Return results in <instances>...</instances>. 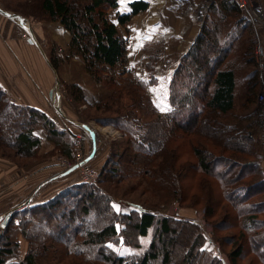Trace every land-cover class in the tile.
<instances>
[{
    "label": "trees",
    "instance_id": "1",
    "mask_svg": "<svg viewBox=\"0 0 264 264\" xmlns=\"http://www.w3.org/2000/svg\"><path fill=\"white\" fill-rule=\"evenodd\" d=\"M118 1L38 0V6L47 20L60 21L71 35V52L81 54L87 69L97 76V70L104 67L112 70L123 66L127 72L126 41L119 35L115 23L106 17V10L115 8ZM216 3L215 12L212 13V9L209 11L213 16H219L218 21L229 13L237 15L240 12L229 0H216ZM21 7L28 9V6L15 3L10 10L17 13L15 11H20ZM147 7L146 0L129 2L128 11L117 13L118 23L125 25ZM17 14L24 15L19 12ZM77 15H82L86 23H82ZM242 18L249 26L245 17ZM214 20L207 22L205 18L194 41L173 72L172 89H175V77L181 75L180 80H185L181 90L175 89L172 100L176 108L188 106L183 118L175 120L168 115L164 119L157 113L153 119L142 124L143 128L137 126L133 129L119 121L124 118L117 116V120L119 119L120 128L128 135V142L134 146L133 152H130L132 159H138L142 155L146 157L147 166H151L156 155L163 150L168 153L165 163H156L147 173L148 186L154 181L153 188L165 190L170 194L168 201H177L182 208L197 210L193 205L202 202L203 218L206 224L212 226L222 248L224 242L234 245L227 252L228 263L222 257L212 255L205 247V228L196 219L154 213L142 209L144 206L140 203H134L140 208L138 210L117 212L111 204L110 196L101 188L104 187L101 181L98 184L82 181L60 189L47 200L26 204L13 212L0 234V264H39L38 249L46 250L44 239L47 237L61 243L62 253L59 250L57 261L71 256L72 264L74 260L77 263V258L79 264H237L247 254L246 251L254 253L257 260L264 264V198H258L264 197L260 149L250 126L234 124L232 120L224 119L233 111L235 71L232 63H225L232 41L220 38L221 24ZM205 46L214 48L212 56L207 59L202 55ZM155 49L158 54L160 46ZM157 54L150 55L151 67ZM49 62L54 70L57 69L59 62L56 59L49 57ZM68 88L73 97L82 100L79 96L80 89L75 84ZM122 92L121 86L114 91L119 99L118 104ZM256 94L253 81L244 102L246 108L254 104V101L256 103ZM107 104L109 102H105ZM103 108L106 109L105 106ZM207 116L223 133L218 137L215 134V139L208 137L214 147H207L205 143L190 138L194 134H203L201 120ZM37 128H43L47 139L54 142V147L43 155L59 153L71 156V141L64 131L55 127L48 114L37 107L15 103L0 86V154L24 168L29 162L40 158L41 138L35 132ZM174 129L179 131L174 133ZM171 135H176L191 146L195 163L176 162L178 147L174 145L169 148L166 145ZM116 163L109 157L100 166L98 177L106 174L108 165L110 167ZM192 170L199 171L200 174L196 184L198 191L188 193L183 175ZM142 172L143 169L132 170L131 175ZM167 174L169 179L163 185ZM96 199L101 200L106 208L105 212L90 210L85 205ZM185 200L186 203L183 204ZM77 205L81 214L75 211ZM60 209H64V212L60 213ZM51 213L58 217L59 225L54 226L50 222ZM61 219L66 223H62ZM67 222L73 226V232L69 236L68 230H65L68 229ZM226 229L233 232L220 234ZM168 233L173 235L165 240ZM17 234L26 240L27 246L24 255L19 260H13L12 256L19 249ZM147 234H150V238L145 250L134 258L116 254L106 242L121 235L124 244L137 247L141 244V237ZM172 245L180 246L176 259L171 256Z\"/></svg>",
    "mask_w": 264,
    "mask_h": 264
},
{
    "label": "rangeland",
    "instance_id": "2",
    "mask_svg": "<svg viewBox=\"0 0 264 264\" xmlns=\"http://www.w3.org/2000/svg\"><path fill=\"white\" fill-rule=\"evenodd\" d=\"M0 1L7 7H10L9 9H12L15 3L21 4V6H28L27 10L21 7L20 11L17 10L15 12L23 13V17L29 18L32 22L60 23L59 20L49 21L43 16L38 6V0ZM130 1L133 0H119L115 8L106 10V17L115 23L119 35L126 41L127 63L125 69L127 72L124 71L123 66L112 70H108L106 67L97 70V67L94 70H97L98 75H92L86 67L84 57L81 54L72 53L69 49L71 35L61 23L62 28L65 29V33L69 36V41L66 45L57 43L53 38V33L50 34L48 29L46 31L47 39L50 40L47 48V58L49 60V57H53L59 64L57 69L54 70L56 76L52 88L55 98L48 101L45 99V104L37 108L48 114L53 120L55 127L64 131L72 144L70 157L59 153H55L53 156H55L59 166L63 158L71 162L74 161L78 152L81 153V158H86V152H88L91 146L90 139L94 135L97 138L96 155H98V159H92L87 164L95 168L97 176L95 181L89 183L98 184L101 181L102 186H104L101 188L110 196L111 204L115 211L138 210L140 208L134 203H140L144 206L142 209L154 213L196 219L205 228V247L212 255H216L218 258L222 257L228 263L227 252L231 251L234 245L224 242L222 248L213 233L212 226L206 224L203 218L202 202H197L193 205L197 210L182 208L177 201H173L172 199L168 201L170 194L165 190L160 191L158 188H153L154 181L151 182V186H148L149 182L146 181V178L149 174L147 173L154 168L156 163H165L168 159V153L163 150V152L156 155V161L151 162V166H147L145 162L146 157L142 155H139L138 159H132L130 152H133L134 146L130 145L128 135L120 128L117 116L124 118L119 121L125 122L126 126L131 129L137 126L143 128L142 124L147 120L153 119L157 113L160 116L162 115L161 117H164V119H167L166 116L168 115L172 116L175 120L183 118L182 115L188 106L176 108L172 100H174L175 89L181 90L183 88L182 84H185V80H180L181 75L177 76V78L175 77V89H172L173 72L180 64V59L184 52L192 44H190V40L193 37L195 39L198 34L205 18L207 22L215 19L214 22L216 21L221 24L220 38L227 42L232 41L230 48L228 47L229 53L225 58V63H232L235 71L233 111L230 115L225 116L224 119L232 120L234 124L237 123L246 127L250 126V129H253L256 135V139L258 140L257 145L262 155L264 143L260 139V132L264 129V106L258 108L259 104L255 103V101L249 108H246L244 105L248 88L253 81L256 93L258 91L257 69L253 58L255 47L253 31L250 24L248 26L247 22L242 18L241 12H238V16L229 13L223 20L218 21L219 16H216V14L213 16V14H210L211 11H209L212 9V13L215 12V8L217 7L216 0H146L148 2L147 9L134 15L125 25H121L117 21V13L128 11V3ZM77 18L82 23H86L82 15H77ZM14 19L16 20V18ZM243 25L244 27H242ZM156 46H160L158 54L155 49ZM213 49V47H204V54L202 53L204 59L212 56ZM154 53L157 54V58L151 67L150 55ZM72 84H75L80 89L79 96L82 100L73 97L71 90L68 88ZM120 86L123 92L118 104L119 99L115 96L114 91ZM6 95L13 101L9 92H6ZM105 102H109V105H105ZM56 106L63 113H60L56 109ZM114 111H117V113ZM201 122L203 123V134H194L190 138L205 143L207 147H214L211 139H215V134V137L223 135L222 130H220L221 128L213 123L208 116L206 118L203 117ZM168 124H171L170 121H168ZM169 126L171 127V125ZM178 131V129H174V133ZM35 132L40 138L44 133L46 140L50 143V149L54 147V142L47 139L43 128H37ZM76 134L82 137L80 146L76 145L74 140ZM85 134L88 135V138L85 137ZM208 137L211 139H208ZM42 141L44 140L41 138L39 147L40 158L29 162L27 166L36 163L42 157L52 156L43 155L47 151L43 153L40 151ZM166 145L169 148L174 145L178 147V154L175 158L176 162L190 161L195 163L196 159L192 148L185 140L177 138L176 135H171ZM215 151L218 152V150ZM109 157L117 163L110 165V167L108 165L109 170L106 174L98 177L100 166L105 164ZM98 161H100L101 165ZM141 169H143V172L139 173V175L138 173L131 175L132 170L139 171ZM112 171H115V173ZM75 172L77 173L78 182H82L83 180L78 173V169ZM186 173V175H183V182L185 181L186 185H184L186 189L188 188V193L198 191L196 184L197 179L200 177L199 171L192 170V172ZM168 179L169 175L167 174L163 180V185ZM188 184H192V186L188 187ZM88 203H85V205L87 204L86 206L90 210L97 212L106 211L100 199L90 200ZM185 203L186 200L183 204ZM64 209H60V213L64 212ZM75 211L78 214L80 213L78 205ZM98 215L100 216V214ZM3 216L4 214L0 217ZM53 216L51 213L49 216L51 218L50 222L54 226L59 225L58 217ZM61 222L66 223L64 219H61ZM66 226L68 229L65 228V230H68L67 236H69L73 232V226L71 227L68 222ZM3 228L0 225V234ZM118 228H120V224ZM232 232V230L226 229L221 231L220 234ZM167 235H165V240L173 234L168 233ZM17 238L19 249L12 256L11 259L13 260H19L24 255L27 246V242L23 237L18 235ZM149 238L150 234L141 237V244L137 247L124 244L121 235L116 239H108L106 242L116 254L134 258L143 253ZM20 240H23L26 244L25 251L21 257L18 256ZM44 242L46 250L38 249V257H40H37V259L39 260V264H72L70 263L71 256L62 257L61 261H57V254L61 243H58L56 239L47 237L44 239ZM171 247V256L176 259L180 253V246L172 245ZM60 251L62 253V250ZM246 252L247 254H244L237 264H261L254 253L250 251ZM77 259V263L74 260L73 264H79V258Z\"/></svg>",
    "mask_w": 264,
    "mask_h": 264
},
{
    "label": "crops",
    "instance_id": "3",
    "mask_svg": "<svg viewBox=\"0 0 264 264\" xmlns=\"http://www.w3.org/2000/svg\"><path fill=\"white\" fill-rule=\"evenodd\" d=\"M0 8L13 13L1 1ZM47 29L50 34L53 33L57 43H68L69 36L59 22H32L23 16L22 19L15 20L0 12V86L10 93L15 103L42 107L45 99L48 101L55 98L49 95L56 73L47 58L50 43L46 36ZM29 38L33 42H29ZM193 40L194 37L190 44ZM57 110L63 113L60 109ZM41 138L44 140L40 148L43 153L51 146L44 133ZM96 139L94 135L90 139L91 146L85 158L88 162L98 159ZM260 159L264 171L263 151ZM76 170H64L53 155L42 157L36 163L20 168L0 154V216L27 199H30L28 204L42 202L60 189L78 182ZM25 246L23 240H20L19 257L23 255Z\"/></svg>",
    "mask_w": 264,
    "mask_h": 264
},
{
    "label": "built area",
    "instance_id": "4",
    "mask_svg": "<svg viewBox=\"0 0 264 264\" xmlns=\"http://www.w3.org/2000/svg\"><path fill=\"white\" fill-rule=\"evenodd\" d=\"M234 4L248 23L254 34L255 47L253 58L257 69L258 91L256 95V103L264 106V0H229ZM88 138V135L85 134ZM81 136L76 134L74 140L76 145L80 146ZM260 139L264 143V129L260 132ZM85 158H81V153L75 157L74 161L62 159L60 166L68 171L78 169L83 181L93 182L96 179V170L94 167L87 164ZM1 225V224H0Z\"/></svg>",
    "mask_w": 264,
    "mask_h": 264
},
{
    "label": "water",
    "instance_id": "5",
    "mask_svg": "<svg viewBox=\"0 0 264 264\" xmlns=\"http://www.w3.org/2000/svg\"><path fill=\"white\" fill-rule=\"evenodd\" d=\"M0 12L3 13V14H7L6 16L8 17H11V18H18V19H22V16L20 14H17V13H10V12H5L4 10H2L0 8ZM29 42H33V39L31 40L29 38ZM49 95H53V89L50 90L49 92ZM57 109H59V107L56 106ZM30 199H27L26 201H24L21 205L13 208V209H10L9 211H7L3 217H0V224L5 227L8 223V221L10 220V218L12 217V214L14 211L18 210V209H21L23 208L26 204H28Z\"/></svg>",
    "mask_w": 264,
    "mask_h": 264
},
{
    "label": "bare ground",
    "instance_id": "6",
    "mask_svg": "<svg viewBox=\"0 0 264 264\" xmlns=\"http://www.w3.org/2000/svg\"><path fill=\"white\" fill-rule=\"evenodd\" d=\"M26 26V25H25Z\"/></svg>",
    "mask_w": 264,
    "mask_h": 264
},
{
    "label": "snow or ice",
    "instance_id": "7",
    "mask_svg": "<svg viewBox=\"0 0 264 264\" xmlns=\"http://www.w3.org/2000/svg\"><path fill=\"white\" fill-rule=\"evenodd\" d=\"M7 15V14H6Z\"/></svg>",
    "mask_w": 264,
    "mask_h": 264
}]
</instances>
